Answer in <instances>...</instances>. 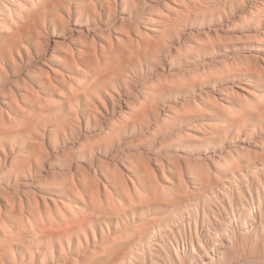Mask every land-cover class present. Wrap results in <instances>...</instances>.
<instances>
[{
  "label": "rangeland",
  "instance_id": "1",
  "mask_svg": "<svg viewBox=\"0 0 264 264\" xmlns=\"http://www.w3.org/2000/svg\"><path fill=\"white\" fill-rule=\"evenodd\" d=\"M104 1L0 0V264H264V0Z\"/></svg>",
  "mask_w": 264,
  "mask_h": 264
},
{
  "label": "bare ground",
  "instance_id": "2",
  "mask_svg": "<svg viewBox=\"0 0 264 264\" xmlns=\"http://www.w3.org/2000/svg\"><path fill=\"white\" fill-rule=\"evenodd\" d=\"M16 1V3H19V0H15ZM36 1V0H35ZM112 2L114 3L115 2V0H112ZM105 1L104 0H98V2H97V4L100 6V8H102L103 9V7H105ZM5 4V3H4ZM45 5H46V3H43V4H41V7H45ZM15 6V5H14ZM20 6V7H19ZM18 6V8H23V6H21V5H19ZM3 9L5 10L6 9V12H7V14L9 15V16H11L12 18H13V8H11L9 5H7V4H5L4 5V8H0V17H2L1 15H2V12H1V10L3 11ZM16 10V9H15ZM15 12V11H14ZM122 14V13H121ZM86 16V17H89V16H91V15H93V12H92V10H91V6L89 5V4H87V5H85L82 9H81V11L80 12H78V14H77V16H79V17H81V16ZM110 15V14H109ZM75 16V15H74ZM118 16V15H117ZM70 20V19H69ZM1 21V20H0ZM4 22V21H3ZM3 58V57H2ZM3 60V59H2ZM42 62H43V60H42ZM31 144V143H30ZM28 155V154H27ZM31 155H28L27 157H25V161H27V162H31V157H30ZM17 160V159H16ZM42 161V160H41ZM37 163H39V164H41L39 161H37ZM43 167V166H42ZM12 174L14 175V177L17 179L18 178V176H19V173L18 172H16V171H13L12 172ZM21 174V173H20ZM86 182V181H85ZM26 183V182H25ZM33 183V182H32ZM25 185H27V184H25ZM72 187H74V186H72ZM25 192V191H24ZM35 199V198H34ZM28 202H30L29 201V199H28ZM34 202H36V201H34ZM31 204V203H30ZM36 205H38V204H36ZM226 209V208H225ZM88 210V209H87ZM191 210V209H190ZM191 211H193V212H195L196 214H199V212H198V210L197 209H195L194 208V210H191ZM225 211V210H224ZM203 212V211H202ZM200 215V214H199ZM206 216V215H205ZM223 222V221H222ZM172 226V225H171ZM77 227H79L80 229H83V227H84V225H83V222H81V223H77ZM176 227V226H175ZM60 229V228H59ZM172 229V228H171ZM172 232V231H171ZM210 232V231H209ZM211 233V232H210ZM213 236V235H212ZM233 236V235H232ZM230 238H227V240H228V242H230V240H229ZM232 241V240H231ZM189 242V241H188ZM215 245H216V248H218V253L219 254H221L222 253V250L225 248V244H223L222 243V241H218V240H216L215 241ZM217 253V254H218ZM160 254V253H159ZM217 254L215 255V256H217ZM175 256L178 258V260L181 262V263H183V264H185L184 263V261L185 260H183L184 259V257H185V255L183 256V255H181L180 253H177V254H175ZM153 257V256H152ZM158 257H160V256H158ZM189 257V256H188ZM187 257V258H188ZM203 257L207 260L208 259V261L210 262V263H213L214 262V256H212L208 251H204V255H203ZM152 259V258H151ZM189 259V258H188ZM75 260V259H74ZM153 260V259H152ZM204 260V259H203ZM203 260L200 258L199 260H196V261H194V263H192V262H190V264H206L205 262H203ZM77 261V260H76ZM75 261V262H76ZM216 264H217V262H216Z\"/></svg>",
  "mask_w": 264,
  "mask_h": 264
}]
</instances>
